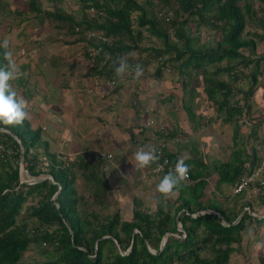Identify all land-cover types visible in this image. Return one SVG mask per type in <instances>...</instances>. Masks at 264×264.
<instances>
[{
    "label": "trees",
    "instance_id": "1",
    "mask_svg": "<svg viewBox=\"0 0 264 264\" xmlns=\"http://www.w3.org/2000/svg\"><path fill=\"white\" fill-rule=\"evenodd\" d=\"M49 1L51 6L45 8L40 0H27V10L32 15L29 17L25 16L24 9L12 10L0 0V28L7 14L11 15L12 23L20 24L22 18L30 24L39 20L33 39L27 41L35 45V40L45 34L65 44L80 43L91 74L102 76L109 85L117 81L113 61L130 54L129 64L142 65L143 75L137 79L133 72L127 73L114 83L110 92H118L120 88L134 90L132 106L136 107L140 101V86L169 88L172 93L162 94L156 102H172L169 112L173 119L169 118L168 122L173 129L166 128L164 135L165 127L160 125L163 130L158 128L153 134L157 138L170 142L180 134L177 123L182 111L189 121H194L192 129L200 127L207 119L204 113L196 115L191 106L192 97L189 101L183 97L189 86L192 96L200 97L206 108H215V115L224 122H233L235 134H240V120L257 82L260 57L264 58L255 53L258 42L264 39V0H75L77 8L73 11L64 8L63 0ZM255 3L261 5L263 15L260 17ZM163 10L172 11L169 20L159 16ZM192 23L195 28L205 26L213 31L211 39L195 46ZM249 25L256 28L247 30ZM146 32L160 42L149 47L142 45ZM48 47V43H43L40 50L48 52ZM5 51L0 48V66L6 64ZM12 54L16 61L21 55ZM252 64L255 65V71L249 76L252 85L247 90L234 89L233 83L241 79L242 68ZM26 65H19L21 74L10 81L16 91V84L20 87L19 84L28 80ZM190 68L192 71L188 73L192 77L187 80L185 73ZM175 69L179 74L176 78L173 75ZM220 74H227L228 78H220ZM167 75H172L175 83L172 79L169 82ZM215 115L209 117L210 121L216 119ZM149 117L145 111V123L137 124L142 127L141 131H150L146 124ZM42 132V128L33 127L28 118L21 125L0 126V264H22L25 253L34 244L41 245L42 254L50 251L51 257H46L41 264H228L230 254L235 250L232 244L241 242V232L250 215L245 211L239 221L232 224L235 218L227 217L219 204L203 203L201 198L209 190L206 178L213 172L216 173V178L212 176L215 189L223 183L235 184L242 174L251 172L259 162L254 148L246 150L244 159L241 151H237L231 162H216L208 170V167H198L185 159L190 176L177 191L174 210H166L163 205L153 212L143 210L135 198L132 215L125 219L119 209L113 214L101 210L105 207L108 190L105 182L94 185L95 203H88L77 194L75 173L58 157L59 153L50 151ZM22 157L31 177L51 175L53 180L22 182V176H25L19 169ZM246 160L249 167L245 165ZM98 166L99 163L85 168L89 170L88 184L94 183ZM167 172L163 171L164 174ZM56 192L54 201L52 197ZM260 199L264 202V190ZM82 202L85 208L79 207ZM97 203L103 208L95 207ZM244 205L241 203L240 211ZM181 208L184 210L180 211ZM207 208L216 209L221 216L206 212L204 209ZM199 210L204 213L192 217L191 214ZM223 217L227 218L228 224L222 222ZM136 228L139 231L134 233L131 244ZM169 233L161 248L162 238ZM146 242L154 252L149 250ZM130 245L125 254L118 249L120 246L127 250ZM206 247L211 251L210 256L202 255L207 251Z\"/></svg>",
    "mask_w": 264,
    "mask_h": 264
},
{
    "label": "crops",
    "instance_id": "2",
    "mask_svg": "<svg viewBox=\"0 0 264 264\" xmlns=\"http://www.w3.org/2000/svg\"><path fill=\"white\" fill-rule=\"evenodd\" d=\"M255 53L259 57L261 55L264 57V39L258 42ZM82 59L84 60V57ZM82 63H84L83 67L81 64H78L82 67L78 72H83L84 75L88 76L83 79V75L78 74L79 78L82 81H85L83 92H89L91 89L93 90V88H95L93 86L94 82L98 80V78L101 79L99 86L102 88V91L106 89V93H102L100 96H94V94L90 93L91 98L88 103L93 101V105L97 107L96 112H90V104L88 106H77L76 103L73 102V97L71 96H69L68 99L63 100L62 105H52L51 109L53 112L49 109L50 105L42 109L38 102L40 99L39 94L43 89L50 92L51 89L47 88L50 85L49 78L43 79L42 69L40 67L36 68L35 72H32V74L29 71L30 68H28V80L24 84H19L18 95L28 102L27 110L29 113L28 119L30 124L33 127L42 128L43 138L48 141L50 151L56 154L60 151H64L65 155L69 158L66 164L75 173V188L84 187V189L87 190V192L81 191L77 194L84 197L88 203H95L96 197H93V191L96 183H92V185L88 184L87 173H89V170H86L84 166L87 163H90V165L92 164V166L99 163L98 173L104 174L102 180L107 184L108 190L105 192L104 209H101L103 207L102 204L99 203H97L95 207L97 206L99 209L105 211L104 213L108 212L113 214L116 209H119L122 218H130L132 211L135 208L133 204V199L135 198L139 203L140 209L153 212L159 207V205H163L164 209H170L173 211L177 205L178 192L174 195L165 197L157 190V185L165 174L160 173L147 176L149 167L137 170L134 169V165L130 162L133 159L134 153L138 149L142 146H152V141L157 138L156 135H153L155 133L154 127H152L153 132H151V129H149L150 131L148 133L145 132V130L141 131L142 127L140 125H143L142 122L145 123L146 121L143 119L146 108H153L155 110L153 112L152 110L148 111L150 118H157L158 120L160 117L163 119L161 122L164 121L165 124L162 125L167 131L166 128L173 129V126L168 122L169 118L173 119L169 112V106H171L170 103L172 102L168 104H164L163 101L161 102L163 104L157 103L156 101L160 99L162 94L159 93L160 95H158L157 93H153L152 91H156V89L152 86L143 88L140 86V101L138 100L136 107H133L132 99L135 98L133 93L134 90L120 88L118 92H110V89L112 90L114 88L107 84L102 76L92 75L90 67L86 61H83ZM67 69L70 68L68 67ZM241 71V79L237 81V84L235 83L234 89L242 88L247 90L252 85L249 76L251 72L255 71V65L252 64L245 66ZM36 75L39 81L35 83L33 77H35L36 80ZM172 80L175 83V78ZM242 81H245V84L247 85L246 89L241 86ZM252 88L253 92L247 99L248 108L245 111L243 120H240V134H235L234 124L231 130L230 147L232 152L229 159L224 160L216 157L212 159L209 157L205 141L207 142V139H210L211 142L213 135L218 137V132L216 129H213L212 132L210 130L211 133H204L205 135H202V132H199V130L204 131L208 128H206V125L209 124L210 116H207V119L205 118V122L200 123V127L192 129L188 117L187 123L185 118H183V114L178 115L179 122L177 123V129L180 134L175 138L170 139L168 152L174 157H186V159H189L193 165L198 167L205 166L208 167V170L209 168L212 169L218 162H231L234 152L242 151L244 147L249 146L251 149L254 148V150H256L259 159L258 165L255 168L259 167L261 163L264 165V58L260 57L259 66L257 67V82ZM162 89L166 94L169 92L172 93V91H170L169 88H167V90L165 86L162 87L161 90ZM163 97L165 99V95H163ZM62 106H64L65 109H62ZM163 110H165V117H162L160 113ZM73 111L77 113V116L79 113L82 114L85 111L86 115L96 119V124L98 123L100 126V124L103 123V131H100V128H98L99 126L93 128L92 131L96 137H99L101 132H104L107 128L105 131L106 136L103 135L106 142H99L101 147L100 151H102L99 155H86L89 153L88 150L83 148V138L82 135L79 134V129L83 127L79 126V123L84 120L85 116H75L72 118ZM213 115H215V113ZM184 116H187V114ZM47 118V124L49 126L44 123ZM138 123L140 124L139 126H137ZM242 123H247L248 126H245L244 129L241 126L243 125ZM150 133L151 136L149 137ZM146 138L147 141H145ZM92 141L95 142L94 139H92ZM238 141L241 142L240 147H238ZM212 151H214V155H216V149L213 147L210 148V152ZM103 154L111 155L110 158L104 157L108 159V161L102 157ZM85 155L87 156L86 159L84 157ZM98 157H100V159ZM242 158H245V153H242ZM245 165L249 167L248 160L245 161ZM248 173L249 172L247 171L244 174ZM212 174L213 175L207 176L206 178L209 183V190H206L207 192L205 196L201 198L202 202L206 203L207 201H210L211 196L219 197L223 206L228 209V212L223 210L225 211L226 216L232 219L235 218L232 221V224L237 223L245 211L250 215L246 221L245 229L241 232V242L239 244H232L235 247L233 252L237 253L236 264H264V202L260 199L263 194L264 186L261 187L257 180L240 193L235 194L233 192L235 184L223 183L220 185L219 189H215V185L212 182V176L216 178V173L213 172ZM262 178L264 179V171ZM224 187H226L225 189H228L223 190ZM230 188L231 190L229 191ZM184 195L187 194L184 193ZM241 203H245V205L240 211ZM182 210H184V208H181L180 211ZM204 210L208 213H214L217 211L214 208H207ZM204 210H199L191 215L192 217H196L198 214L203 213ZM180 211H178V214ZM222 222L228 224L227 218L223 217ZM178 228L182 232L180 223H178ZM138 231L139 230L136 228V232ZM169 235L170 233L166 236ZM182 236H185V234L183 233ZM133 238L131 239V244L133 243ZM198 238L201 239L200 237ZM162 240L160 243L161 248L163 247L161 246ZM146 245L147 247H150L149 250L151 252H154L148 242H146ZM130 246L127 248V251L130 249ZM233 252L231 254H233ZM209 255H211V251Z\"/></svg>",
    "mask_w": 264,
    "mask_h": 264
},
{
    "label": "rangeland",
    "instance_id": "3",
    "mask_svg": "<svg viewBox=\"0 0 264 264\" xmlns=\"http://www.w3.org/2000/svg\"><path fill=\"white\" fill-rule=\"evenodd\" d=\"M4 2L7 3V7L8 8H12V10H14V8L16 9H24L25 10V16H29L32 17L31 13L28 12L27 10V0H4ZM49 0H40V4L42 7H49L51 6V4L49 3ZM254 2H256L254 0ZM62 5L64 6L65 9L67 10H76L77 8V3L75 0H63ZM261 5H257L255 3V8H257L258 10V17H260L261 15H263V12L260 10ZM11 15L9 16L7 14V18L4 19L3 21L5 22L2 26V28H0V42H2L4 39H8L10 42L9 48L8 50L11 51L12 53L14 52L16 53H21L20 57L18 58V60L16 61L18 65H21L22 63L24 64H28L26 65L27 68H30L29 71L31 72H35L36 68H41L42 69V75H43V79H48L49 78V87H47L48 89L50 88V92H47L45 89H43V91L39 94L40 99L38 100V102L41 105V108L44 109L45 107L49 106L50 111L53 112V110L51 109L52 105H57V104H63V100L68 99L69 96L73 97V102L76 103L77 106L81 107V106H88L90 104V112L91 113H95L96 112V106L93 105V101L89 102V99L91 98L90 93L94 94V96L96 95H102V93H106V89H104V91H102V88L99 86L101 79L96 80L94 82V87L93 90L91 89L89 92L85 91L83 92V89L85 87V81H82L78 74L83 75V79L87 78L88 76L84 75L83 72H78V70L80 68L83 67L82 63L83 61L85 62V59L83 60L82 58V46L79 44H69V43H63L62 40H58L55 41L53 40L52 37H49L48 35H40L39 38H37L35 40V45L27 40H31L33 39V36L35 34V30L38 27L39 23L37 19L34 20V22L32 24H30L27 19H23L21 20V23H12L10 21ZM20 19V17L18 18ZM47 25V22L45 24H43V28H45ZM192 27H193V44L195 46H199V44L203 43V42H208L212 35L214 34L213 31L209 30L207 27H199V28H195V25L192 23ZM256 27L254 26H248L246 29L247 30H254ZM34 33V34H33ZM197 35H199V39H197ZM61 36H59L60 38ZM58 38V37H57ZM58 38V39H59ZM61 39V38H60ZM160 42V40L154 36L149 35L147 32L145 33V37L143 39L142 45L149 47L151 45H156ZM43 43H48L49 47H48V52H43L41 49V46ZM43 52V54L40 56V54ZM149 55V54H148ZM40 56V57H39ZM82 57V58H81ZM15 58V55H14ZM43 59V61H42ZM55 61L56 63H53L52 61ZM22 62V63H21ZM81 64L82 67H80L79 65ZM178 63H176L177 65ZM72 65V66H70ZM70 69H67V68ZM153 67V64H152ZM73 68V70H72ZM75 70V71H74ZM192 71V69H188L187 72L185 73V78L188 80L189 78H191L192 76H190V74L188 73V71ZM29 71H26V74L29 73ZM194 71V70H193ZM173 75L176 77H178V71L175 69V71L173 72ZM90 76V75H89ZM173 76H169L167 75V78L169 79V82ZM220 78L223 79H227L228 76L227 74H220L219 75ZM34 78V82H38L39 79L36 75V80L35 77ZM31 78V79H33ZM147 81V80H146ZM144 81V82H146ZM161 84V81L159 82ZM235 83L237 84V82L233 83V86L235 85ZM193 85L195 86V84L193 83ZM53 86V87H52ZM241 86L244 87L245 89L247 88V85L245 84V81L241 82ZM142 88L144 87L141 86ZM18 84H16V89L18 91ZM38 88V87H37ZM190 86L187 88L185 94L183 95V97L186 98V101H189L188 98L192 97V102L193 104H191V106H193V110H195V113H197V115H199L201 112L204 113V115L206 116H211L214 114V111H216L215 109L208 107L206 108V105L203 104V102H201L200 97H194L191 95V90H190ZM168 90V89H167ZM153 93H160V94H164V90L157 88L156 91H152ZM201 94V93H200ZM165 108V107H164ZM163 108V109H164ZM62 109H65L64 106H62ZM152 109H148L146 108V112L151 111ZM164 111H161V116H164ZM181 114H183V118H185L186 122L187 121V116L186 113L184 111L180 112ZM77 113H75L73 111V115L72 118H74ZM85 116V117H84ZM88 115H86V112L84 111L82 114L79 113V115L77 117H84V120L81 121L79 123V126H83L82 128L79 129V134L82 135L83 141H82V145L83 148L85 150H88L89 154L86 155H99L101 150L100 147V143L99 142H106L104 140V136H106L105 131L107 130V128L105 129L104 132H101L99 137H96L93 134V128H97L96 126H99V124H96V119L94 117H87ZM154 116V115H153ZM156 117V116H155ZM216 119L212 122L209 120V124L206 125V130L201 131L199 130V132H202V135H205L204 133L208 134L211 133L213 131V129H216L218 132V137H216L215 135H213L211 142L210 139H207V142L205 141V145L208 148V153H209V157L210 158H221V159H229V157L231 156V140H230V134H231V130L233 127V122H224L223 119L219 118V115H215ZM149 119H151L149 117ZM148 119V120H149ZM47 120L48 118L45 120V125L47 124ZM153 120L155 121V125L154 126H148L149 129H151V132H153L152 127H154L156 130L157 128L160 127V125L165 124L164 121L161 122V119L159 117V119L157 120V118H153ZM243 120V117L241 119V121ZM157 121V122H156ZM194 122V121H193ZM193 122L190 121L189 124L193 125ZM159 123V125H158ZM243 124V123H242ZM47 126H49L47 124ZM242 128L245 129V126H248L247 123L241 125ZM100 128V131H103V123L100 124V126L98 127ZM211 130V132H210ZM206 137V136H203ZM209 138V137H208ZM92 139L95 140V142L92 141ZM201 139V138H200ZM68 141V140H67ZM204 141V140H203ZM69 142V141H68ZM170 143V142H169ZM249 145V144H248ZM211 146V147H210ZM241 146V142L238 141V147ZM214 148L216 149V155H214V151L210 152V148ZM251 147H244V149L241 151V154L245 153L246 154V150L250 149ZM98 152V154H97ZM41 153V152H39ZM207 153V152H206ZM59 155L65 156V159L63 160L64 162H68L69 158L65 155L64 151H60ZM84 156L85 159L87 156ZM104 158V157H103ZM110 158V157H108ZM106 161H108V159L104 158ZM105 161V162H106ZM90 162V161H87ZM90 167V163H87L84 168H89ZM20 172H22L25 176L23 177L22 181H29L31 182L32 178L30 176H27V174L25 173V171L22 170V167L19 166ZM87 170V169H86ZM22 174V175H23ZM48 176L50 178L49 175H44V176H40V177H46ZM95 180L93 181L94 183H96V185H103L104 182L102 181V179L104 178V174L103 173H97L95 176ZM85 185V184H84ZM226 187H224L223 190H227L225 189ZM231 190V188L229 189V191ZM77 193L81 192V191H85L87 192L86 189L83 188H77L76 189ZM210 201L211 202H215L217 204H219L221 206V210H225L226 212H228V209H226L223 204L221 203L222 201L220 200L219 197L217 196H211L210 197ZM35 203V202H34ZM80 208L84 206V202H82V204H80L79 206ZM214 214L220 216V213L218 211L214 212ZM248 220V219H247ZM246 220V221H247ZM34 247H31L29 249L28 252L25 253L24 258L22 259L21 263L22 264H41L43 261H45L46 257H49V252H44V254H42V247L41 245L38 244H34ZM119 251L121 252L120 248L118 247ZM207 251L202 252V255L205 256H210V250L208 251V248L206 247ZM51 257V256H50ZM49 257V258H50ZM236 259H237V253L233 252V254L230 255L229 257V261L228 264H236Z\"/></svg>",
    "mask_w": 264,
    "mask_h": 264
},
{
    "label": "clouds",
    "instance_id": "4",
    "mask_svg": "<svg viewBox=\"0 0 264 264\" xmlns=\"http://www.w3.org/2000/svg\"><path fill=\"white\" fill-rule=\"evenodd\" d=\"M9 43L8 39H4L0 42V48L6 50L4 53L6 64L0 66V126L5 127L21 125L29 115L27 110L28 102L18 95L17 91L10 83V81L19 77L21 69L14 59L12 52L7 51ZM129 55L130 54H124L113 61L116 65L114 71L117 78V81H114V83L122 80L129 72H133L137 79L143 75V66L140 64L134 66L129 64ZM114 83L112 84V82H110V85L114 86ZM58 157L60 158L61 155H58ZM158 159L159 156L155 146H142L134 153L133 159L130 162L134 165V169L141 170L150 167L153 163L157 162ZM185 159L186 157L179 158L174 168L169 170L158 183L157 190L163 196L168 197L174 195L179 191L181 185L189 179V166L185 163ZM25 173L27 176H30L27 170ZM31 178L33 179L34 176ZM22 182L30 183L27 180ZM124 252L127 253L128 251L124 250Z\"/></svg>",
    "mask_w": 264,
    "mask_h": 264
},
{
    "label": "built area",
    "instance_id": "5",
    "mask_svg": "<svg viewBox=\"0 0 264 264\" xmlns=\"http://www.w3.org/2000/svg\"><path fill=\"white\" fill-rule=\"evenodd\" d=\"M159 16L163 17L164 19L166 18V20H169L170 17H172V11L171 10L170 11L163 10V11L159 12ZM112 84H113V82H112ZM146 124H147V126H154L155 121L153 120V118H151V119L147 120ZM159 128H160V130H163L164 127L160 126ZM166 132L167 131L165 130L163 134H165ZM153 146H155L157 149V154L159 156V159L157 162L153 163L149 167V171H148L147 176L148 175H157V174H160L161 172L163 173V171H165V170L169 171V170L173 169L175 163L179 159L178 157H173V156L170 157L167 154L168 150H169V142L166 141L165 138H156ZM110 156H111L110 154H103L102 155V157H110ZM60 158L62 160H64L65 156L62 157V155H61ZM23 166L25 168L24 164H23ZM23 171H26V168L23 169ZM263 171H264V165H263V163H261L259 167L254 168L248 174H244V175L240 176L238 181L234 185L233 192L235 194H238L257 180H258L260 186H264V179L262 178ZM188 176H190L189 173H188Z\"/></svg>",
    "mask_w": 264,
    "mask_h": 264
},
{
    "label": "water",
    "instance_id": "6",
    "mask_svg": "<svg viewBox=\"0 0 264 264\" xmlns=\"http://www.w3.org/2000/svg\"><path fill=\"white\" fill-rule=\"evenodd\" d=\"M23 161H24V158L22 157V158H21V162H20V166L22 167V170L25 169L24 166H23V164H24ZM44 178H49V177H48V176H46V177H34L30 183H32V182H36V181H40V180H42V179H44ZM50 179L53 180V177L50 176ZM58 192H59V191H58ZM58 192H56V193L54 194V196L52 197V200L55 201ZM135 232H136V229H135L134 232H133V237H134V233H135ZM133 237H132V238H133ZM167 239H168V236H166L165 238H163V240H162V245H161V246H164V245H165ZM130 247H131V246H130ZM119 248H120V250H121V253H125L124 250H123L120 246H119ZM148 248H150V247H148Z\"/></svg>",
    "mask_w": 264,
    "mask_h": 264
}]
</instances>
